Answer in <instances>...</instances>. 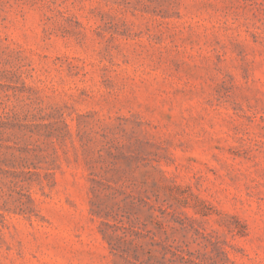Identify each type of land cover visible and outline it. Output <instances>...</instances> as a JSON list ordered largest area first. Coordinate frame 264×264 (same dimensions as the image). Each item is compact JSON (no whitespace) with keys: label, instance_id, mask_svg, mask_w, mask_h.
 I'll use <instances>...</instances> for the list:
<instances>
[{"label":"rangeland","instance_id":"rangeland-1","mask_svg":"<svg viewBox=\"0 0 264 264\" xmlns=\"http://www.w3.org/2000/svg\"><path fill=\"white\" fill-rule=\"evenodd\" d=\"M0 264H264V0H0Z\"/></svg>","mask_w":264,"mask_h":264}]
</instances>
